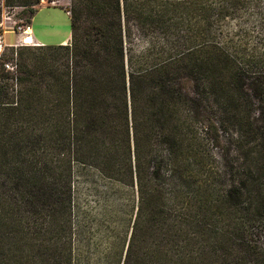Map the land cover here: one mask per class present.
<instances>
[{
	"label": "trees",
	"instance_id": "16d2710c",
	"mask_svg": "<svg viewBox=\"0 0 264 264\" xmlns=\"http://www.w3.org/2000/svg\"><path fill=\"white\" fill-rule=\"evenodd\" d=\"M248 2L71 0L66 44L0 57V264H264V28L223 32ZM78 176L129 194L123 236L104 209L92 243Z\"/></svg>",
	"mask_w": 264,
	"mask_h": 264
},
{
	"label": "rangeland",
	"instance_id": "374dc122",
	"mask_svg": "<svg viewBox=\"0 0 264 264\" xmlns=\"http://www.w3.org/2000/svg\"><path fill=\"white\" fill-rule=\"evenodd\" d=\"M27 4H22L20 0H0V35L4 31L7 33L4 35L5 50L0 53V57L5 58L7 63H10L11 58L16 56V51L13 45L16 40V34L14 28L31 26L33 35L37 41H41L43 45H60L59 42L64 39L71 32V21L69 15L66 13L71 8V0H27ZM174 3L179 4L184 11V7L188 6V2L192 0H171ZM257 0H249L246 5H240L238 11L233 17H228L225 20L223 26V32L225 36H232L237 31L242 33L248 32L252 36L257 35L262 28H264V0L258 4V9L255 7ZM52 2H55L53 4ZM256 2V3H255ZM66 10V11H65ZM216 27V34H220L219 29ZM134 39L138 40V34H134ZM260 37V35H259ZM230 38V37H226ZM238 44H242L239 40H236ZM255 41L252 39L249 44V48H254ZM259 52L264 53V43L258 44ZM251 53V50L248 49ZM215 152V149H214ZM76 188L78 196V204L81 212L88 214L93 222L91 234L92 243L96 244L99 237L102 236L97 228L98 222L101 221V212L107 209L109 212L108 224L111 226L110 230H115L116 234L124 235L131 222V198L127 192L114 194L112 191L108 193L107 201L104 203L102 200V194L106 191V185L97 181L90 183L85 176H78L76 179ZM126 193V194H125ZM120 210V206H123ZM105 239V238H104ZM103 241V240H102Z\"/></svg>",
	"mask_w": 264,
	"mask_h": 264
},
{
	"label": "built area",
	"instance_id": "2783aa9c",
	"mask_svg": "<svg viewBox=\"0 0 264 264\" xmlns=\"http://www.w3.org/2000/svg\"><path fill=\"white\" fill-rule=\"evenodd\" d=\"M41 2H44V0H40ZM53 4H55V2H52ZM68 15H70V11L66 12ZM31 31V26L27 25L24 27H16L14 28V33L16 34V40H15V45L13 47H18V46H38V43H26L25 39H23V36L28 32ZM6 33V31L3 32L2 35H0V53H2L5 50V47H7L4 44V40H3V35ZM5 67L9 70H14L15 66L12 63H8L5 65Z\"/></svg>",
	"mask_w": 264,
	"mask_h": 264
},
{
	"label": "crops",
	"instance_id": "0c3cea01",
	"mask_svg": "<svg viewBox=\"0 0 264 264\" xmlns=\"http://www.w3.org/2000/svg\"><path fill=\"white\" fill-rule=\"evenodd\" d=\"M66 11V10H65ZM9 32H13V31H9ZM7 33V32H6ZM5 33V34H6ZM4 34V35H5ZM4 35H3V40H4ZM31 35H32V37H33V39H34V41H36V43H38L39 45H43V43L41 42V41H37L36 39H35V37H34V35H33V30H32V27H31ZM70 40V35L68 36H66L64 39H62L60 42H59V44L60 43H63V44H66L68 41ZM14 45H15V43H14ZM13 45V46H14ZM7 47H12V46H7Z\"/></svg>",
	"mask_w": 264,
	"mask_h": 264
},
{
	"label": "bare ground",
	"instance_id": "6f19581e",
	"mask_svg": "<svg viewBox=\"0 0 264 264\" xmlns=\"http://www.w3.org/2000/svg\"><path fill=\"white\" fill-rule=\"evenodd\" d=\"M23 39H25L26 43H30V42L36 43V41H34L32 35H31L30 30L23 36Z\"/></svg>",
	"mask_w": 264,
	"mask_h": 264
}]
</instances>
